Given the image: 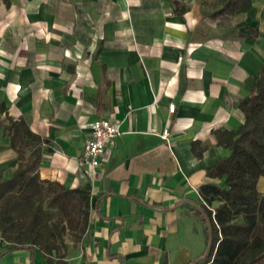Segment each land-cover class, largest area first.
Segmentation results:
<instances>
[{
    "label": "crops",
    "instance_id": "1",
    "mask_svg": "<svg viewBox=\"0 0 264 264\" xmlns=\"http://www.w3.org/2000/svg\"><path fill=\"white\" fill-rule=\"evenodd\" d=\"M217 1L0 0V178L18 157L5 126L22 120L41 139L40 179L88 189L81 250L67 264L205 254L200 187L224 186L209 172L230 153L216 133L244 122L240 104L264 64V0L207 16ZM96 119L120 134L88 173L82 149ZM255 188L264 194V175ZM5 246L0 264H48Z\"/></svg>",
    "mask_w": 264,
    "mask_h": 264
},
{
    "label": "trees",
    "instance_id": "2",
    "mask_svg": "<svg viewBox=\"0 0 264 264\" xmlns=\"http://www.w3.org/2000/svg\"><path fill=\"white\" fill-rule=\"evenodd\" d=\"M252 0H218L209 17L246 12ZM240 107L244 122L237 130L216 133L217 143L229 149V156L210 170L224 177V186L200 187L198 213L205 224L207 253L194 264H264V194L257 192V178L264 175V64L255 77L251 92ZM5 133L17 151L10 178H0V239L6 250L40 251L48 264L59 251V230L50 223L39 198L44 185H56L63 196H77L84 203L85 228L88 224L87 188L65 189L41 180L38 172L41 139L22 120H9ZM36 145L29 156L25 147ZM64 261V260H63ZM55 264H67L60 262Z\"/></svg>",
    "mask_w": 264,
    "mask_h": 264
},
{
    "label": "rangeland",
    "instance_id": "3",
    "mask_svg": "<svg viewBox=\"0 0 264 264\" xmlns=\"http://www.w3.org/2000/svg\"><path fill=\"white\" fill-rule=\"evenodd\" d=\"M39 201L50 223L59 230V251L53 260H75L81 250L85 228L83 201L77 196H63L56 185H44Z\"/></svg>",
    "mask_w": 264,
    "mask_h": 264
},
{
    "label": "built area",
    "instance_id": "4",
    "mask_svg": "<svg viewBox=\"0 0 264 264\" xmlns=\"http://www.w3.org/2000/svg\"><path fill=\"white\" fill-rule=\"evenodd\" d=\"M169 113L175 111V104L168 107ZM90 138L83 144L81 162L86 166L87 172L92 173L99 167L103 155L110 142L119 134L118 126L108 119H96L89 124ZM168 129H164L162 137L166 139Z\"/></svg>",
    "mask_w": 264,
    "mask_h": 264
},
{
    "label": "water",
    "instance_id": "5",
    "mask_svg": "<svg viewBox=\"0 0 264 264\" xmlns=\"http://www.w3.org/2000/svg\"><path fill=\"white\" fill-rule=\"evenodd\" d=\"M207 249H208V248H206V251H205V254H204V255H206V253H207Z\"/></svg>",
    "mask_w": 264,
    "mask_h": 264
}]
</instances>
